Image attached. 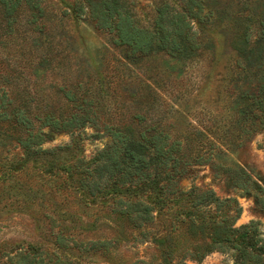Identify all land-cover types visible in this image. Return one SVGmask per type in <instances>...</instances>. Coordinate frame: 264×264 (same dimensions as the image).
Segmentation results:
<instances>
[{"label": "trees", "instance_id": "obj_1", "mask_svg": "<svg viewBox=\"0 0 264 264\" xmlns=\"http://www.w3.org/2000/svg\"><path fill=\"white\" fill-rule=\"evenodd\" d=\"M68 7L76 19L88 9L120 57L109 65L94 55L85 68L61 49V23L39 0H0V62L13 71L0 79V144L15 142L28 159L47 157L46 171L75 183L81 198H101L113 236L75 246L110 258L130 231L146 240L148 229L165 220L164 233L152 238L167 259L130 264H186L213 251H231L232 264H264L259 222L235 226L237 197L183 185L196 166L208 165L229 192L253 197L264 215V178L234 159L264 131V0H159L149 20L129 0ZM14 30L30 40L15 61V49L1 46ZM88 126L102 129L110 143L86 161ZM63 132L69 143L43 147ZM38 249L30 245L7 264H71L45 262Z\"/></svg>", "mask_w": 264, "mask_h": 264}, {"label": "rangeland", "instance_id": "obj_2", "mask_svg": "<svg viewBox=\"0 0 264 264\" xmlns=\"http://www.w3.org/2000/svg\"><path fill=\"white\" fill-rule=\"evenodd\" d=\"M74 1L76 0H39L41 5L46 7V11L54 16L51 18H56V21L61 23L59 25V34L62 33L60 35L63 41L61 49L65 53L76 55L78 61L84 62L85 68L95 64L94 55H97L99 60L105 58L103 63L116 64L120 51L113 48L110 34L95 25L86 8L81 17L76 19L68 7ZM129 1H133L139 17L149 20L159 0ZM64 11L67 13L62 20L59 17H62ZM24 15V13L20 15V23H24ZM46 29H49V25ZM57 40L58 38L55 39ZM29 42V38L21 30H14L11 36L2 40L1 46L5 47L4 51L9 47L15 49V61L19 56L22 58L18 49H23ZM21 58L18 59L19 63H23ZM10 66L7 67L6 62H0L2 81L13 73ZM120 69L124 67L120 66ZM50 79L48 76L42 79L37 89L42 92L47 88ZM45 93L46 91L43 95ZM83 137L81 152L86 161L110 143L109 135L102 129L97 130L92 126L85 128ZM70 139L69 133H58L44 143L43 147L64 145L69 143ZM46 158H26L15 142L6 141L0 144V264H7L10 258L16 261L15 256L19 252L29 250L30 245L38 247L45 262L48 263L70 261L71 264H130L138 258L160 263L167 259L163 257V251L159 250V246L152 238L154 235L164 233L163 227L168 224L165 220L148 229L146 240H143L137 231H130L127 240L122 242L116 254L113 253L110 258L75 246V241L108 239L113 236V232L107 227L108 220L106 211L100 205L101 198H81L76 192L75 183L68 186L63 175L59 177L54 174L56 170L46 171L48 164L51 165ZM234 159L240 164L254 168L255 172L264 178V131L253 136L238 149L234 153ZM58 164V161H54L52 165ZM183 185L209 186L222 197L234 195L242 207V213L235 226L247 224L252 220L258 221L259 231L264 237V215L255 207L254 198L232 189L229 192L224 179L214 177L208 165L196 166L192 176L187 178ZM94 227L95 230H92ZM81 230L82 234L79 233ZM200 242L201 240L190 239L187 243L194 245ZM233 262L231 251H213L202 261L186 259V264Z\"/></svg>", "mask_w": 264, "mask_h": 264}]
</instances>
